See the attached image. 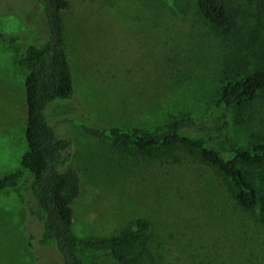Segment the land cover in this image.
Masks as SVG:
<instances>
[{
    "label": "rangeland",
    "instance_id": "1",
    "mask_svg": "<svg viewBox=\"0 0 264 264\" xmlns=\"http://www.w3.org/2000/svg\"><path fill=\"white\" fill-rule=\"evenodd\" d=\"M67 1L62 19L73 96L43 113L55 136L71 142L78 178L73 235L104 239L147 220L146 251L135 264H264V214L238 208L210 168L181 155L115 149L80 128L204 118L224 84L225 59L233 62L234 51L246 48L248 71L264 64V19L255 0H224L238 20L227 40L203 24L193 0ZM43 23L35 0H0L3 34L30 41ZM24 50L23 43L0 42V178L19 167L26 148L18 65ZM229 114L227 132L211 139L212 147L264 143V91ZM254 172L264 183V165ZM30 182L0 193V264H60L53 248L39 245L40 224L25 204ZM80 258L118 264L108 250H84Z\"/></svg>",
    "mask_w": 264,
    "mask_h": 264
},
{
    "label": "trees",
    "instance_id": "2",
    "mask_svg": "<svg viewBox=\"0 0 264 264\" xmlns=\"http://www.w3.org/2000/svg\"><path fill=\"white\" fill-rule=\"evenodd\" d=\"M193 1L198 18L221 40L229 39L237 30L235 10L224 0ZM35 4L44 21L37 36L28 41L0 32L1 43L25 45L18 65L24 73L26 108V148L19 167L0 178V193L31 180L25 204L40 224L39 245L53 248L60 264H82L80 257L84 250H108L118 264H135L146 251L151 231L147 220H136L123 232L104 239H79L73 235L72 204L78 196V178L71 166V142L55 136L43 113L51 102L73 96L62 19L69 2L35 0ZM255 9L264 19V0H255ZM261 40L264 41V36ZM261 44L264 61V43ZM245 50L234 51L233 62L224 60V84L204 118L187 115L153 125L94 128L80 124V128L88 136L122 151L148 157L160 154L190 157L214 171L218 181L228 187L238 208L252 213L260 208L263 216L264 183L254 170L264 165V143L217 150L209 142L227 132L232 108L252 103L264 91V64L248 71L249 52Z\"/></svg>",
    "mask_w": 264,
    "mask_h": 264
}]
</instances>
